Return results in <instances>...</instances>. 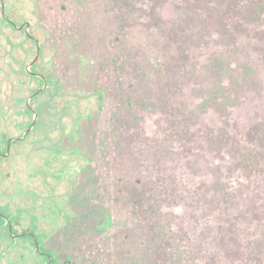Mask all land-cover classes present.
<instances>
[{
	"label": "rangeland",
	"instance_id": "obj_1",
	"mask_svg": "<svg viewBox=\"0 0 264 264\" xmlns=\"http://www.w3.org/2000/svg\"><path fill=\"white\" fill-rule=\"evenodd\" d=\"M1 3L0 213L13 231L0 218V264H197L201 249L184 259L173 244L187 163L176 127L154 122L182 86L216 146L233 138L216 169L227 219L198 241L219 240L215 263L264 264V0Z\"/></svg>",
	"mask_w": 264,
	"mask_h": 264
},
{
	"label": "trees",
	"instance_id": "obj_2",
	"mask_svg": "<svg viewBox=\"0 0 264 264\" xmlns=\"http://www.w3.org/2000/svg\"><path fill=\"white\" fill-rule=\"evenodd\" d=\"M261 25H263V22H261ZM243 27H248V25H243L242 29ZM179 31L180 30H178V33ZM242 34L243 33L239 35ZM246 37L254 39L252 35H246ZM175 38H180V35L176 34ZM187 50L189 51V55L186 56L185 59L189 65L190 62L192 63L195 61L196 54L189 50V47H187ZM185 69L187 68L184 67V70ZM182 88L184 87L176 88L178 92H180L179 94L174 90L175 94L171 95L172 99L175 98L172 104V106L174 105V112H172L171 106V113L168 112L169 115H167L168 113L166 112L165 114H161L165 122L160 120L159 117L161 116L154 118L157 133L164 134L167 132L168 124L176 127L172 130L173 139L179 146L175 147L182 162L184 164L187 163L188 168L186 171L190 176V180L187 182L190 190L182 194L186 212L183 214V218L181 217V220H179L181 223L178 229L173 232V244L176 243L177 246L180 247L178 252L181 257L184 255V259L187 249L193 252L194 257L196 256V251L201 249V260L198 261L197 264H218L219 261L215 263V251H213V249H216L219 240H217V238H209V243L203 246L204 241L200 244L198 239H201L202 235L205 233L201 231V228H204V230L209 228L213 230L215 227L221 229L219 225L220 221L227 219L225 210L221 207V204L225 202L221 199V193L225 190L226 186L224 187L220 184L216 169L220 167L222 161L227 162L232 159L233 152L228 150V142H233V138L231 135L226 142H222L221 146H216L214 140L215 128L211 123L206 121V117L202 114H193L192 117L187 115L189 108L188 104L190 105L192 103V98L190 97L191 92L189 89L183 90ZM176 94L179 95V97L182 96V98L176 99ZM181 104L187 105L184 106ZM189 110H191V108ZM171 116L176 119H171ZM237 120V126L239 127V125H241L240 130L242 133L250 128L246 122L247 118L245 116L239 117ZM232 145L235 144L233 143ZM213 146L215 147L211 148ZM190 164H192V166ZM238 164V161H235L234 164H230L232 172ZM243 170L245 169L242 167L241 171ZM215 175L219 182L217 180L215 182V179L212 178ZM176 211L175 209L173 210V219L179 217ZM186 224H188V227H186ZM197 233L198 236L196 237ZM185 238L189 240L188 243H185ZM158 251L160 257H163L162 254L165 251L164 246H159ZM221 257L222 254H220V258L216 260H220ZM227 260L228 262L231 261L229 258H227ZM159 264L165 263L160 261Z\"/></svg>",
	"mask_w": 264,
	"mask_h": 264
},
{
	"label": "flooded vegetation",
	"instance_id": "obj_3",
	"mask_svg": "<svg viewBox=\"0 0 264 264\" xmlns=\"http://www.w3.org/2000/svg\"><path fill=\"white\" fill-rule=\"evenodd\" d=\"M12 24V23H11ZM31 67V66H30ZM40 78H42V77H40ZM26 107L28 108V109H30V105L29 104H27L26 105ZM34 120V122H35V119H33ZM33 120H32V122H31V124L33 123ZM31 124L29 125V127L28 128H30V126H31ZM27 128V129H28ZM27 129L25 130V132H24V134L21 136V137H23V136H25L28 132H27ZM18 139V138H17ZM10 140V142H9V146H10V143H11V141L13 140L12 138H9L8 139V141ZM8 141H7V144H8ZM9 150V149H8ZM6 151H7V145H6ZM1 154V153H0ZM0 217H1V220H3V219H5V220H7L8 218L7 217H5V215L4 214H2V213H0ZM4 221V220H3ZM6 226H7V228H8V230L10 231V232H12L13 231V228H12V225H11V222H10V220L8 219L7 221H6ZM23 233V232H22ZM24 233H26V232H24ZM20 235V234H19ZM48 260H50V259H48Z\"/></svg>",
	"mask_w": 264,
	"mask_h": 264
},
{
	"label": "water",
	"instance_id": "obj_4",
	"mask_svg": "<svg viewBox=\"0 0 264 264\" xmlns=\"http://www.w3.org/2000/svg\"><path fill=\"white\" fill-rule=\"evenodd\" d=\"M1 2H2L1 4H2V9H3V0H1ZM8 21H9L10 23L14 24V22H13L12 20H9V19H8ZM38 92H39V90H38L37 92H35V93H38ZM33 124H34V120H33V123L31 124L30 128L32 127ZM30 128L27 129V132L29 131ZM9 142H10V140L8 141V144H7V151H8V149H9Z\"/></svg>",
	"mask_w": 264,
	"mask_h": 264
}]
</instances>
